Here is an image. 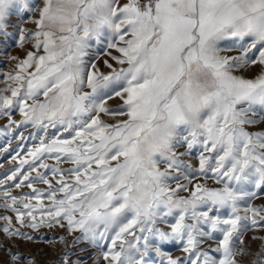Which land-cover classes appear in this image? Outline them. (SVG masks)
I'll use <instances>...</instances> for the list:
<instances>
[{"label":"snow or ice","instance_id":"obj_1","mask_svg":"<svg viewBox=\"0 0 264 264\" xmlns=\"http://www.w3.org/2000/svg\"><path fill=\"white\" fill-rule=\"evenodd\" d=\"M10 27L0 128L44 135L0 178V264H36L17 241L45 227L65 229L51 264H264V0H0Z\"/></svg>","mask_w":264,"mask_h":264},{"label":"rangeland","instance_id":"obj_2","mask_svg":"<svg viewBox=\"0 0 264 264\" xmlns=\"http://www.w3.org/2000/svg\"><path fill=\"white\" fill-rule=\"evenodd\" d=\"M30 2H33V0H30ZM35 2L38 3V0H35ZM35 13H31V15H34ZM10 22L12 24H21L23 27H26L28 29H33L34 25L31 23H24L19 19L18 16L13 15L10 18ZM7 32L12 33V35L5 36L3 34H0V74L6 73L13 68V62L9 59L11 56H18L20 58H23L25 52L24 50L18 48L16 46L17 41V29L16 28H8L6 29ZM105 44L106 40L102 38V41L100 44H96L95 41L91 42V47L89 49V54L86 57L89 61H94L97 66L100 68L102 72L107 74L110 70L106 68L104 65V60H109L110 63H113V61L110 60V57L105 54ZM233 45L232 41H225L223 42V47H230ZM26 47H30V45H26ZM113 54L116 55L114 50H112ZM225 55H238L239 52L236 50H233L231 52L223 53ZM260 71L259 67H253L250 70L243 73V75L251 78L255 74H257ZM3 79V76L0 75V80ZM0 87H3V84L0 83ZM122 104V101L117 97L113 100H110L108 102V107L112 109H117ZM13 119L20 120V114L19 112H15L13 115ZM102 119L105 120L108 123H116L120 119H123L122 117H110V116H103ZM7 123L6 117H0V126ZM261 128H264V124H258L256 126H253L250 128V130H260ZM23 131L25 139L23 141L19 140L17 137L19 135V132ZM3 130L0 128V178H2V174L5 172V170L12 168L15 162L10 163L11 157L13 155H16L17 152L20 151V148L23 147L24 151L21 152V156H24L27 152V148L33 147L37 144H39V136L44 135V133L36 128H34L32 125H27L22 127L21 129L14 130L11 133L2 134ZM30 134H35L37 136V139H32V136ZM52 134H58L57 129L49 128L48 129V135L51 136ZM179 151H184V149H180ZM195 152L193 154V157H186L184 159L191 160L192 163L198 164V161L194 159ZM49 163H55V161H49ZM64 167H67V165H63ZM163 167V166H162ZM209 185H214L213 181H208ZM38 187H46L43 185H37ZM17 192L23 191L28 192L29 189L23 188L20 190H16ZM184 195H187V193H184ZM261 202H264V196H261L260 199L255 200L253 203L256 205H259ZM25 231L30 232L32 235H38L43 237L44 239H39L34 242L29 241H17L19 244V250L21 252L25 253H31L33 257L36 259V264H51V262L56 261L60 254L65 250L64 245L60 244L56 238L59 236L65 235V229L56 227L53 229L48 228H41L39 232H32L30 229H25ZM78 235V233L76 234ZM251 233L246 234V240L247 237L250 236ZM4 237L2 234H0V241H3ZM48 241H51L49 243ZM79 247V246H78ZM255 247V245H253ZM16 249V244H13V250ZM165 250L171 254L173 257L182 255L179 247L175 244H169L166 245ZM95 252H93V255ZM73 259L75 257L73 256ZM160 260L159 257H157V262ZM88 264H91V261H88Z\"/></svg>","mask_w":264,"mask_h":264}]
</instances>
